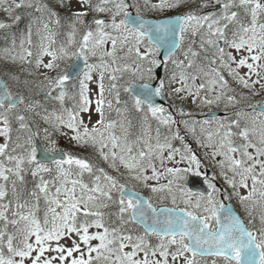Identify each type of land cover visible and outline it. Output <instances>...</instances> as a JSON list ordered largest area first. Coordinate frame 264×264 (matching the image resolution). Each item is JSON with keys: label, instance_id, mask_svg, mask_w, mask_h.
Wrapping results in <instances>:
<instances>
[{"label": "snow or ice", "instance_id": "1", "mask_svg": "<svg viewBox=\"0 0 264 264\" xmlns=\"http://www.w3.org/2000/svg\"><path fill=\"white\" fill-rule=\"evenodd\" d=\"M0 13V30L27 20L0 49V264H264V0H0ZM189 101L234 111L213 127ZM201 176L206 191L188 187Z\"/></svg>", "mask_w": 264, "mask_h": 264}, {"label": "rangeland", "instance_id": "2", "mask_svg": "<svg viewBox=\"0 0 264 264\" xmlns=\"http://www.w3.org/2000/svg\"><path fill=\"white\" fill-rule=\"evenodd\" d=\"M61 12H62V15H65V14H66L64 11H61ZM145 15H148V16H150V17H157V16H155L154 14H145ZM170 15H175V13H164V14L160 15L159 18H161V17H165V16H170ZM0 16H2L3 19H5V16H4L3 13H0ZM23 29H24V26H22V28L18 29V30H17V31H18V34H19V32L22 31ZM60 31H61V35L58 37V41H63L64 39H66V36L64 35V33H66V28H62V29H60ZM12 33H13L12 30H6V34H4V35L1 37V38H2V44L0 45V49H3L4 47L9 46V44H10V40L7 39V37H9ZM54 47H55V46H54ZM47 59H48V58H45L46 62H47ZM71 63H72V62H70V64H71ZM0 66H2V62H0ZM246 71H247L246 69L241 70V74H243V73L246 72ZM137 82L140 83L139 81H137ZM257 87H259V86H257ZM257 98L260 99L259 97H257ZM169 103H170V101H169ZM182 106L185 108L186 111H193L194 114H193L192 119H196V120H198V117H197L198 115L205 114V113H207V112H209V111L219 110V111L227 112L229 115L232 113V111H234V110L231 109V108L225 110L224 107H223V105H221V106H219V107L213 105V106H211V107H206V108H203V109H196L195 105H193L190 101H189L187 104L182 105ZM214 108H215V109H214ZM173 109H174V110H173V113L175 114V108H173ZM177 119H179L178 116H177ZM216 121H217V120H216ZM216 121H212V122H213V127H214ZM179 127H181V129H183V125H180ZM197 134L199 135V128H198V130H197ZM181 135H185V132H184L183 130L181 131ZM63 141H64L65 143H68V142L65 141V140H60V141H59V146H62ZM185 142L188 143V144L192 147L193 151H194V152L197 154V156L202 160V162L204 163L205 167L207 166V167H209V168L212 169V170L215 169V167H214L213 165H211L207 160H205V157H204L205 152H211V149H207V148H203V147H201L200 144L197 143V142L191 137L190 134L186 136V140H185ZM68 144H69V143H68ZM69 145L72 146L71 144H69ZM173 145H174V147L181 148V143H180V141H178V140L173 141ZM72 147H73V146H72ZM177 158H178V157H177ZM177 166H184V165H177ZM205 167H204L203 169H205ZM215 170L217 171V169H215ZM221 181H222V180H221ZM222 186H223V182H222ZM145 191H146V196L148 197V195H150V194L147 192V190H145ZM242 194H246V191H245V190H242ZM232 203L234 204V206L236 207V209L238 210V212L241 213V215H243L241 209L239 208L238 203H236L235 200H233ZM160 206H163V205H158V207H160ZM168 206H170V205H168Z\"/></svg>", "mask_w": 264, "mask_h": 264}, {"label": "water", "instance_id": "3", "mask_svg": "<svg viewBox=\"0 0 264 264\" xmlns=\"http://www.w3.org/2000/svg\"><path fill=\"white\" fill-rule=\"evenodd\" d=\"M166 18H168V17L161 18V19H166ZM145 19H147V20H153L151 18H145ZM76 65H79V68H77ZM82 68H83V62L82 61H75L72 64V66L70 67L69 72L73 76H75L76 72L82 70ZM157 71L159 72V75L161 77L162 69H159ZM138 85L139 84H137V86ZM157 101H158V103L162 104L163 106L166 105V100H159V98H157ZM213 116H216V115H213ZM208 117H210V115ZM39 149L41 151H43V149H44V147H43V145H42L41 142L39 144ZM202 181H203V177H190V179L188 181V187H190L193 191H201V192H204L207 189V185L205 183H203Z\"/></svg>", "mask_w": 264, "mask_h": 264}, {"label": "flooded vegetation", "instance_id": "4", "mask_svg": "<svg viewBox=\"0 0 264 264\" xmlns=\"http://www.w3.org/2000/svg\"><path fill=\"white\" fill-rule=\"evenodd\" d=\"M226 115H229V114L227 113ZM224 117L218 118L217 120H222L224 119ZM202 171L206 172L209 175V177H211L216 172L215 170H209L207 166L205 167V169H202ZM216 183L219 185V187L222 188L221 184L219 183V180H217Z\"/></svg>", "mask_w": 264, "mask_h": 264}, {"label": "trees", "instance_id": "5", "mask_svg": "<svg viewBox=\"0 0 264 264\" xmlns=\"http://www.w3.org/2000/svg\"><path fill=\"white\" fill-rule=\"evenodd\" d=\"M26 20V19H25ZM15 30H16V27H15ZM3 34V32L2 33H0V45L2 44V42H1V40H2V38H1V35ZM124 95H126V94H124ZM256 100H259L258 98H256ZM66 106H71V101H67L66 102ZM65 143L63 142V145H64ZM73 151H80L82 154H86V153H84L83 152V150H78V149H75V150H73ZM88 151H91V150H88ZM142 193H144L145 194V192H143L142 191Z\"/></svg>", "mask_w": 264, "mask_h": 264}]
</instances>
